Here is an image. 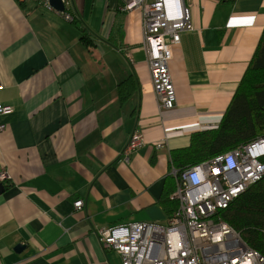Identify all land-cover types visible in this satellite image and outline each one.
Masks as SVG:
<instances>
[{"label":"crops","instance_id":"1","mask_svg":"<svg viewBox=\"0 0 264 264\" xmlns=\"http://www.w3.org/2000/svg\"><path fill=\"white\" fill-rule=\"evenodd\" d=\"M185 4L195 30L173 48L177 100L166 111L140 10L123 11V0H71V22L35 2L0 0V105L13 108L0 117V172L10 175L0 182V264H122L97 230L167 225L160 198L167 179L176 188L172 153L218 128L264 31V0ZM136 131L145 143L125 163Z\"/></svg>","mask_w":264,"mask_h":264},{"label":"built area","instance_id":"2","mask_svg":"<svg viewBox=\"0 0 264 264\" xmlns=\"http://www.w3.org/2000/svg\"><path fill=\"white\" fill-rule=\"evenodd\" d=\"M19 1L35 2L58 13L50 0ZM123 1V11L142 13L143 49L152 86L160 108L172 110L177 97L170 63L182 34L195 30L190 10L185 0ZM62 3L65 8L71 6V0ZM64 15L68 21H74L70 14ZM12 112L11 106L0 105V117ZM5 128L0 124V132ZM144 143L143 134L136 131L122 161L128 163L131 154ZM173 175L176 190L172 199L179 207L167 225L143 222L99 229L97 235L105 250L116 252L122 264H264V255L252 249L219 216L264 179V138L183 171L175 170ZM9 178L7 171L0 172V182ZM74 207L81 211L84 202L79 200Z\"/></svg>","mask_w":264,"mask_h":264},{"label":"trees","instance_id":"3","mask_svg":"<svg viewBox=\"0 0 264 264\" xmlns=\"http://www.w3.org/2000/svg\"><path fill=\"white\" fill-rule=\"evenodd\" d=\"M87 47L93 43L83 35ZM126 81L119 86V100L124 102ZM264 138V31L243 79L217 129L195 133L190 147L172 153L178 171H183L214 157ZM175 181L166 180L160 206L171 218L179 204L172 199ZM219 216L239 232L243 240L264 255V179L251 186Z\"/></svg>","mask_w":264,"mask_h":264},{"label":"water","instance_id":"4","mask_svg":"<svg viewBox=\"0 0 264 264\" xmlns=\"http://www.w3.org/2000/svg\"><path fill=\"white\" fill-rule=\"evenodd\" d=\"M50 3H51V5L53 6V8L55 9V10H57V11H59V12H65V6H64V4L62 3V0H50ZM4 188V186L3 185H1L0 186V189H3ZM25 248V246H23V245H18L17 247H16V251L17 252H21L23 249Z\"/></svg>","mask_w":264,"mask_h":264}]
</instances>
